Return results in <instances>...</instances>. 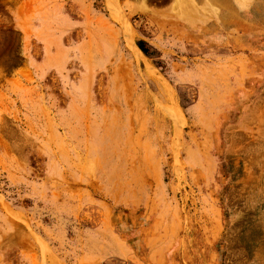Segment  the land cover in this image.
Returning <instances> with one entry per match:
<instances>
[{
	"label": "rangeland",
	"instance_id": "obj_1",
	"mask_svg": "<svg viewBox=\"0 0 264 264\" xmlns=\"http://www.w3.org/2000/svg\"><path fill=\"white\" fill-rule=\"evenodd\" d=\"M235 3L218 37L198 0H0V264H264V0Z\"/></svg>",
	"mask_w": 264,
	"mask_h": 264
},
{
	"label": "crops",
	"instance_id": "obj_2",
	"mask_svg": "<svg viewBox=\"0 0 264 264\" xmlns=\"http://www.w3.org/2000/svg\"><path fill=\"white\" fill-rule=\"evenodd\" d=\"M159 0H154V2ZM199 4L202 6H206L209 8L210 4H215L221 8L222 12L220 14V20L215 18L214 16L210 17L208 21H206L207 27L209 31L213 32L208 34L210 36H218V37H228L234 36L231 34L234 30H241L242 27L247 25H254L256 22L255 15L256 11L255 8L249 6L248 11H243L239 9L235 0H198ZM163 6H159L162 9ZM247 17L245 19L242 18ZM248 21V24L246 23ZM253 24H250V23ZM256 26V25H254ZM192 32V31H191ZM190 32V36H195L193 33ZM202 36H207L202 34Z\"/></svg>",
	"mask_w": 264,
	"mask_h": 264
},
{
	"label": "trees",
	"instance_id": "obj_3",
	"mask_svg": "<svg viewBox=\"0 0 264 264\" xmlns=\"http://www.w3.org/2000/svg\"><path fill=\"white\" fill-rule=\"evenodd\" d=\"M139 47L141 48V50L144 52V53H147V49L144 47V43H141V41L138 43Z\"/></svg>",
	"mask_w": 264,
	"mask_h": 264
},
{
	"label": "bare ground",
	"instance_id": "obj_4",
	"mask_svg": "<svg viewBox=\"0 0 264 264\" xmlns=\"http://www.w3.org/2000/svg\"><path fill=\"white\" fill-rule=\"evenodd\" d=\"M219 8H220V7H219ZM220 9H221V8H220ZM135 49H136L137 53H138L140 56H142V57L145 58V56L139 52L140 50L136 47V45H135Z\"/></svg>",
	"mask_w": 264,
	"mask_h": 264
}]
</instances>
